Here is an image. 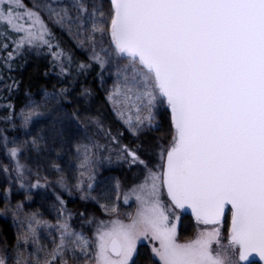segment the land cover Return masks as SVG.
<instances>
[{
  "label": "snow or ice",
  "instance_id": "1",
  "mask_svg": "<svg viewBox=\"0 0 264 264\" xmlns=\"http://www.w3.org/2000/svg\"><path fill=\"white\" fill-rule=\"evenodd\" d=\"M57 29L87 54L76 72L95 65L102 79H112L105 100L130 136L160 131L161 110L167 131L150 137L143 153L127 146L117 153L138 172L123 192L125 204L135 197L134 213L121 210L119 181L91 194L97 168L112 157L97 154L100 145L92 144L90 155L87 144H77L86 188L80 180L69 188L63 174L55 183L69 195L80 192L100 215L79 213L77 227L60 194L54 221L23 212L21 204L9 206L4 211L16 223L15 243L0 244V264H136L142 245L151 264H253V254L264 262V0H0L9 58L49 50L67 77L72 55L53 44ZM45 100L59 102L55 95ZM41 107L21 112V126L42 116ZM62 122L51 126L54 145L63 137ZM2 147L21 182L26 166L18 153L25 146L5 141ZM28 147L39 155L47 141L38 135ZM50 167L62 173L58 163ZM31 187L47 185L38 177ZM185 208L205 228L181 243L177 210Z\"/></svg>",
  "mask_w": 264,
  "mask_h": 264
},
{
  "label": "trees",
  "instance_id": "2",
  "mask_svg": "<svg viewBox=\"0 0 264 264\" xmlns=\"http://www.w3.org/2000/svg\"><path fill=\"white\" fill-rule=\"evenodd\" d=\"M56 36L58 39L54 40L53 44L60 43L63 50L72 55V74L67 77L58 73L49 50L9 58L8 52L11 48L4 50L6 41L4 36L0 35V157L5 155L2 147L5 141L9 144L15 142L17 145H24L18 157L20 164L26 166L27 172L34 170L37 173V168H39V173L41 172L44 177L53 179L55 182L58 175L63 174L68 179L69 188H74L79 179L77 168L79 161L75 155L77 144H87L90 151H92L91 145L97 144L101 146L97 154L99 152L109 154L119 152L125 146L133 149L139 148L140 138L136 139L128 134L106 102L105 95L100 88L99 67L93 65L87 73L76 72V65L86 62L87 55L83 54L80 49L73 48L69 42L70 38L58 29ZM7 43L11 44V37L7 38ZM61 89L65 91L61 93ZM51 95H55L59 102H46L45 97ZM29 104L42 105L39 109L43 112V116L33 120L31 125L25 129L21 126L19 117L25 106ZM75 113H79V118H75ZM60 119L63 122L57 126L63 131V137L54 145L49 139L50 129L52 124ZM97 120L100 121V126L96 125ZM165 120L166 116L162 111L158 120L162 125L161 130L150 134L164 135L167 131ZM38 135H43L47 141V148L43 149L39 155L28 147L32 138ZM57 152H59V157H57ZM140 152L143 153L144 149ZM53 161L60 165L62 173H57L50 167V162ZM122 164L130 169L127 164ZM101 173L118 175L113 165L104 166ZM94 191L99 194L98 187ZM57 192L65 194L66 191H61L58 187ZM77 192L73 190V193L78 194ZM5 204L0 189V210L5 207ZM78 206L85 210L88 204L84 200L82 202L79 197L66 199L65 207L77 218L82 212L76 210ZM181 220L182 229L191 233L195 226L191 218L183 215ZM0 225L7 244L11 245L13 239L9 223L2 222ZM139 253L136 264H150L144 247L139 250Z\"/></svg>",
  "mask_w": 264,
  "mask_h": 264
},
{
  "label": "rangeland",
  "instance_id": "3",
  "mask_svg": "<svg viewBox=\"0 0 264 264\" xmlns=\"http://www.w3.org/2000/svg\"><path fill=\"white\" fill-rule=\"evenodd\" d=\"M25 3H30V0H24ZM83 54H86L84 52H82ZM87 55V54H86ZM112 84V79L110 77H108L107 75H105L102 78H100V88L103 91L104 95H105V90L110 88ZM29 105H34V104H29ZM25 106L24 111L23 112H27L28 111V106ZM109 106L111 107V105L109 104ZM40 111V109H38ZM41 112V111H40ZM43 113V112H42ZM162 113V110H161ZM160 113V114H161ZM115 115V114H114ZM43 116V115H42ZM42 116H40L39 118L36 119H40ZM160 116V115H159ZM159 116L157 118V122L159 123ZM117 121L121 124V122L119 121L118 117L115 115ZM35 120V119H34ZM125 128V127H124ZM126 129V128H125ZM150 133L148 134V136H141L140 137V147L139 148H135L138 150H143L146 151L147 149H149V147L151 146V139L150 137H161L163 136V134L161 133H157L155 135H151ZM127 148L129 149H133L130 146H127ZM107 153V152H106ZM118 152H110L109 154H105L103 153V155L105 157L111 155L112 158H116ZM89 154L91 155V151L89 152ZM20 163V161H19ZM114 166V169L116 170V172L118 173V175H116V173H107V174H100V172L103 170V167L106 166ZM8 168L9 171L5 172L4 169ZM15 168V162L11 161L6 155L1 156L0 157V189H1V195L3 196L6 204L5 207L0 210V223L2 222H8L11 228V232H12V244L8 245L7 241L5 240V237L2 234V230H1V225H0V244H6L9 248H11V246L15 243V232H16V223L12 218V215L10 213H6L4 210L11 206V207H15L17 204H21L23 206V212L25 213H31V212H39L43 215V217L45 219H49V220H53L56 216V212L53 210V204L55 201V195L56 194H60L62 195L63 199L66 202V199H68L69 197H79L80 199V192L73 193L71 195L68 194V192L66 191L65 194L62 193H58V186H56L55 180H51L49 178L44 177V175H42V173H36V171L32 170L30 172H27L25 170L26 175L24 176V179L21 182H17V173L14 170ZM138 172L136 171L135 168L132 169H127L119 160H113L111 159V163L108 162H102L100 164V166L97 168L96 170V181H94V190L96 187H98V192H95L94 190L92 191V195H100L101 191L105 188H111L116 181H119V183L121 184L122 188H121V195H120V206H121V210L123 212H135L136 210V201H135V197H130L128 204H125L123 201V192L126 191L128 189V187L131 185L132 181L137 177ZM39 177V183L42 185H47V187H39V188H32L31 184L36 183L37 179ZM80 181L83 182V186L86 188L87 183L89 182L87 177H80L79 175V179ZM23 183L25 185V187H21L20 184ZM28 193V195H30L31 199H28L25 195V193ZM77 195V196H76ZM114 195V194H113ZM83 202V200H81ZM87 202L88 206H86V209L88 213H95L96 215H100L99 210L96 206V204L94 202L91 201H85ZM67 209V208H66ZM76 210H80V211H85L83 210L82 207L78 206L76 208ZM67 211L69 213L72 214L73 216V220L72 223H74L77 227H79L81 221H80V217L77 218L76 216H74V214L72 212H70L68 209ZM177 214L179 215L180 219L178 221V227H177V235H178V239L179 242L181 243H186L189 242L190 240L194 239L195 236L198 234V232L202 229H204L201 226L195 225L194 228L192 229V232L189 233L188 230L186 229H182L181 224L182 223V217H183V213H181L179 210H177ZM228 221L230 222V212H228ZM192 220V219H191ZM185 224V223H184ZM221 231L223 233V236L226 237L227 236V230L226 227L221 226ZM144 247L148 253V248L146 245H142L140 246L139 250ZM213 247L215 248V245H213ZM151 264V262H150Z\"/></svg>",
  "mask_w": 264,
  "mask_h": 264
},
{
  "label": "water",
  "instance_id": "4",
  "mask_svg": "<svg viewBox=\"0 0 264 264\" xmlns=\"http://www.w3.org/2000/svg\"><path fill=\"white\" fill-rule=\"evenodd\" d=\"M230 207V206H229ZM181 213H183L184 215H188L190 216L193 220V216L191 214V210L190 209H183V210H179ZM230 212V211H229ZM231 215V214H230ZM249 260L252 261L253 263H258V264H264V262L259 261V258L257 256H255V254H253L252 256L249 257Z\"/></svg>",
  "mask_w": 264,
  "mask_h": 264
},
{
  "label": "flooded vegetation",
  "instance_id": "5",
  "mask_svg": "<svg viewBox=\"0 0 264 264\" xmlns=\"http://www.w3.org/2000/svg\"><path fill=\"white\" fill-rule=\"evenodd\" d=\"M189 217H190V216H189ZM190 218H191V217H190ZM191 219H192V218H191ZM192 221L194 222L195 225H197L196 222H195V220L192 219ZM198 226H201V227L205 228V226L202 225V224H201V225H198Z\"/></svg>",
  "mask_w": 264,
  "mask_h": 264
}]
</instances>
